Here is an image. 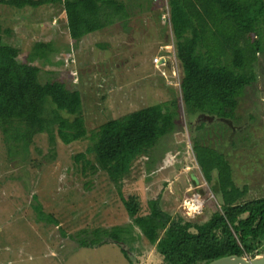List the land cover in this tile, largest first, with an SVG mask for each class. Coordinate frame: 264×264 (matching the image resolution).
Here are the masks:
<instances>
[{"label": "rangeland", "instance_id": "374dc122", "mask_svg": "<svg viewBox=\"0 0 264 264\" xmlns=\"http://www.w3.org/2000/svg\"><path fill=\"white\" fill-rule=\"evenodd\" d=\"M142 4L127 29L114 24L76 42L61 4L22 10L0 4V32L20 49L21 62H28L34 42L51 44L48 61L36 64L40 80H58L80 92L88 136L106 121L144 107L172 99L179 104L175 131L162 138L150 164L146 157L135 163L121 193L104 172L84 171L76 158L87 152L89 138L64 144L57 137L52 146L41 134L26 161L9 159L0 141V264H130L116 244L84 248L76 241L84 229L131 222L121 194L138 202V215L147 214L148 202L160 195L169 214L206 221L219 205L197 164L189 122L205 124L196 135L225 155L235 184L249 189L246 200L264 196V15L253 33L259 45L256 82L242 97L239 124L222 120L224 127L215 118L186 113L168 2ZM86 158L93 162L90 154ZM195 194L201 211L187 216L185 203ZM135 246L136 264H161L143 237Z\"/></svg>", "mask_w": 264, "mask_h": 264}, {"label": "trees", "instance_id": "16d2710c", "mask_svg": "<svg viewBox=\"0 0 264 264\" xmlns=\"http://www.w3.org/2000/svg\"><path fill=\"white\" fill-rule=\"evenodd\" d=\"M138 1L0 0V4L17 10L61 4L69 37L76 42L114 24L127 29L136 9L143 5ZM167 2L176 56L183 67L180 89L186 113L215 118L224 127L228 124L222 120L239 124L242 97L256 82L253 66L259 45L253 33L257 17L264 15V0ZM51 52L50 43L36 41L28 62H21L20 49L0 32V141L4 152L11 160L19 156L26 161L35 137L41 134L48 135L52 146L57 137L64 144L89 138L87 152L76 158L84 163V171L104 172L120 192L135 163L146 157L150 164L162 138L175 131L178 101L172 99L110 119L88 136L80 92L58 80H40L41 69L36 64L48 61ZM189 125L197 164L219 210L204 222L188 220L163 210L158 195L148 202V213L138 215V202L121 194L131 222L84 229L76 240L79 246L116 244L131 264L137 263L139 248L135 243L142 237L154 247L161 264H207L227 255L254 257L261 253L264 196L246 200L249 189L235 184L225 155L204 145L196 135L205 124ZM87 154L93 156V162Z\"/></svg>", "mask_w": 264, "mask_h": 264}, {"label": "water", "instance_id": "95a60500", "mask_svg": "<svg viewBox=\"0 0 264 264\" xmlns=\"http://www.w3.org/2000/svg\"><path fill=\"white\" fill-rule=\"evenodd\" d=\"M207 264H264V251L252 258L240 255H227L212 260Z\"/></svg>", "mask_w": 264, "mask_h": 264}, {"label": "built area", "instance_id": "2783aa9c", "mask_svg": "<svg viewBox=\"0 0 264 264\" xmlns=\"http://www.w3.org/2000/svg\"><path fill=\"white\" fill-rule=\"evenodd\" d=\"M185 208H187L186 214L187 216H195L197 213L201 211L202 203L198 197V195H193L189 200L185 203Z\"/></svg>", "mask_w": 264, "mask_h": 264}, {"label": "crops", "instance_id": "0c3cea01", "mask_svg": "<svg viewBox=\"0 0 264 264\" xmlns=\"http://www.w3.org/2000/svg\"><path fill=\"white\" fill-rule=\"evenodd\" d=\"M121 252V251H120ZM131 264V263H130Z\"/></svg>", "mask_w": 264, "mask_h": 264}, {"label": "bare ground", "instance_id": "6f19581e", "mask_svg": "<svg viewBox=\"0 0 264 264\" xmlns=\"http://www.w3.org/2000/svg\"><path fill=\"white\" fill-rule=\"evenodd\" d=\"M168 47V46H167Z\"/></svg>", "mask_w": 264, "mask_h": 264}]
</instances>
